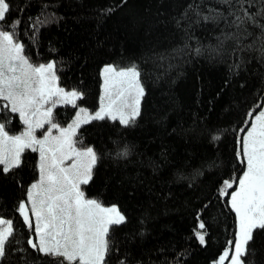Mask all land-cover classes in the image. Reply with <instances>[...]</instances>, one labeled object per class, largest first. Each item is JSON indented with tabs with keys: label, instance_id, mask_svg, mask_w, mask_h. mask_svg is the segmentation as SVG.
<instances>
[{
	"label": "trees",
	"instance_id": "16d2710c",
	"mask_svg": "<svg viewBox=\"0 0 264 264\" xmlns=\"http://www.w3.org/2000/svg\"><path fill=\"white\" fill-rule=\"evenodd\" d=\"M190 2L8 0L4 24L21 22L5 30L24 44V55L33 64L54 61L59 85L83 93L77 108L55 109L59 123H68L79 107L98 109L105 65H135L140 73L144 95L135 125L105 120L77 129L78 145L99 156L92 180L82 186L85 196L117 206L126 217L110 230L108 264H216L234 239L235 213L218 189L246 167L237 159V140L264 102V53L259 43L241 51L225 40L221 47L222 31H231L223 23L193 25L186 40L174 21ZM8 120L20 129L15 113L0 112L10 131ZM212 134L220 139L212 141ZM124 145L131 154L117 158ZM36 176L37 154L30 149L19 168L0 171V217L15 228L0 264H56L27 246L30 233L17 211ZM200 222L204 245L195 236ZM247 249L244 264H264V230L254 231Z\"/></svg>",
	"mask_w": 264,
	"mask_h": 264
},
{
	"label": "snow or ice",
	"instance_id": "6c2138e0",
	"mask_svg": "<svg viewBox=\"0 0 264 264\" xmlns=\"http://www.w3.org/2000/svg\"><path fill=\"white\" fill-rule=\"evenodd\" d=\"M215 5L191 0L175 19L176 28L185 32L186 40L192 39L189 33L193 25L223 23L231 31H222L221 47L225 40L233 41L241 51L259 43L264 53V0H215ZM9 11L8 0H0V112L18 114L23 130L10 135L6 124L0 123V171L7 174L19 168L26 150L39 153V178L29 186L27 200H21L17 208L30 233L26 244L33 252L54 258L56 264H108L110 230L125 223L126 217L115 205L105 207L98 200L85 197L82 186L92 180L99 156L93 147L78 148L75 137L81 125L92 121H118L123 127L135 125L144 95L140 73L135 65L127 69L104 66L100 72L103 84L98 109L90 113L79 108L73 121L61 127L54 121V109L68 105L77 108L83 93L59 86L54 61L38 66L30 62L14 31L5 30H15L21 22L16 19L4 24ZM249 38L251 42L246 43ZM188 47L186 43L185 48ZM194 51L200 55L202 50L198 47ZM256 107L258 114L237 140V159L246 168L239 177L224 180L218 189L220 197H230L225 203L235 213V231L229 248L216 264H225L229 256V264H244L242 258L248 253L254 231L264 230V104ZM247 116L252 117L253 112ZM45 125L48 127L43 138H38L37 130ZM219 139V134L211 135L212 141ZM130 154V147L124 145L116 157L126 159ZM66 161L71 163L65 166ZM234 184L235 189L229 193ZM198 229L196 239L204 245L205 224L200 222ZM14 235L13 220L0 218V261ZM119 264L125 261L120 260Z\"/></svg>",
	"mask_w": 264,
	"mask_h": 264
},
{
	"label": "rangeland",
	"instance_id": "374dc122",
	"mask_svg": "<svg viewBox=\"0 0 264 264\" xmlns=\"http://www.w3.org/2000/svg\"><path fill=\"white\" fill-rule=\"evenodd\" d=\"M33 64V63H32ZM33 65H39V64H33ZM106 66V65H105ZM123 69V68H122ZM124 69H127V68H124ZM141 83V82H140ZM59 84V83H58ZM102 84H103V79H102V83H101V86H102ZM142 85V84H141ZM60 86V85H59ZM61 87V86H60ZM66 91H70V90H66ZM100 95H101V89H100ZM100 98V97H99ZM141 100H142V98H141ZM263 104H264V102H263ZM140 105H141V101H140ZM79 108H81V107H79ZM78 108V109H79ZM78 109H77V111H78ZM87 110V109H86ZM76 111V112H77ZM54 112H55V109H54ZM90 112V111H89ZM95 112V111H94ZM94 112H90V113H94ZM16 114V113H15ZM258 114V113H257ZM17 115V117H18V120H19V115L18 114H16ZM75 116H76V113L74 114V116L72 117V119L68 122V123H66V124H61V123H59L58 121H57V119L55 118V114H54V121L56 122V123H58L61 127H67L68 126V124L69 123H71L72 121H73V119L75 118ZM254 117H255V115H254ZM254 117L252 118V119H254ZM0 123H2L1 121H0ZM8 123H9V129H10V131H8L7 129V131L9 132V134L10 135H17V134H19L22 130H23V125L20 123V120H19V123H20V125H21V127H20V129H17V128H15L16 126H14V125H12V123H11V121L10 120H8ZM250 126H251V124H250ZM249 126V127H250ZM47 125H45V127L43 128V129H38L37 130V132H36V135H37V137L38 138H43V133L47 130ZM246 133V132H245ZM53 134H56L55 133V131H54V133ZM245 135V134H244ZM75 139H76V137H75ZM76 146L78 147V148H80V149H84V148H87V147H81L80 145H78V143L76 144ZM36 154H37V165H38V161H39V153L38 152H36ZM71 163V161H66L65 162V166H67L68 164H70ZM246 165V164H245ZM246 168V167H245ZM38 178H39V171H38V167H37V176H36V179L32 182V183H34L35 181H37L38 180ZM31 183V184H32ZM30 184V185H31ZM29 185V186H30ZM29 186H28V188H29ZM82 190H83V188H82ZM86 197V196H85ZM86 198H88V197H86ZM230 198V197H229ZM88 199H94V198H88ZM26 200H27V195H26ZM104 206V205H103ZM105 207H110V206H105ZM1 218V217H0ZM34 222V221H33ZM232 249L234 250V245L232 246ZM229 260H230V256H229V258L228 259H226V261H225V264H229ZM67 263V262H66Z\"/></svg>",
	"mask_w": 264,
	"mask_h": 264
}]
</instances>
